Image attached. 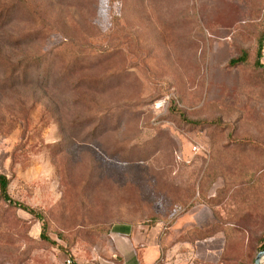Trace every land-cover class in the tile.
<instances>
[{"label": "rangeland", "instance_id": "obj_1", "mask_svg": "<svg viewBox=\"0 0 264 264\" xmlns=\"http://www.w3.org/2000/svg\"><path fill=\"white\" fill-rule=\"evenodd\" d=\"M261 40L264 0H0V173L56 244L0 201V264H126L121 228L140 264H254Z\"/></svg>", "mask_w": 264, "mask_h": 264}, {"label": "trees", "instance_id": "obj_2", "mask_svg": "<svg viewBox=\"0 0 264 264\" xmlns=\"http://www.w3.org/2000/svg\"><path fill=\"white\" fill-rule=\"evenodd\" d=\"M263 48H264V42L261 40L258 46V51H257V56H256V61H255V68L258 70H261L264 73V66L261 63ZM246 62H247V54L243 53L238 59L233 60L231 63L232 65L236 66V65H244L246 64ZM9 187H10V179L7 176L0 173V201L8 205L11 208L20 209L32 215L39 221H41L43 223L41 239L44 242H47L51 245H56L54 242L50 240V238L47 235V223L44 220L42 214L36 211L35 209H32L24 204L14 201L9 195ZM258 245H259V250L261 252L264 251V236L259 239Z\"/></svg>", "mask_w": 264, "mask_h": 264}, {"label": "crops", "instance_id": "obj_3", "mask_svg": "<svg viewBox=\"0 0 264 264\" xmlns=\"http://www.w3.org/2000/svg\"><path fill=\"white\" fill-rule=\"evenodd\" d=\"M115 234L122 238L125 242L120 250V254L124 259V262L126 264H140V258L138 256V249L139 247L145 248V246H148L149 248L146 250L145 254L151 253L152 251V232L146 231L144 234L141 232H134L133 229L129 230L126 228L121 229H114ZM144 239L143 244H139L137 247H135V243L132 241L134 238L141 237ZM144 256L141 257V259Z\"/></svg>", "mask_w": 264, "mask_h": 264}, {"label": "water", "instance_id": "obj_4", "mask_svg": "<svg viewBox=\"0 0 264 264\" xmlns=\"http://www.w3.org/2000/svg\"><path fill=\"white\" fill-rule=\"evenodd\" d=\"M264 263V251L259 252L256 256L254 264H263Z\"/></svg>", "mask_w": 264, "mask_h": 264}]
</instances>
